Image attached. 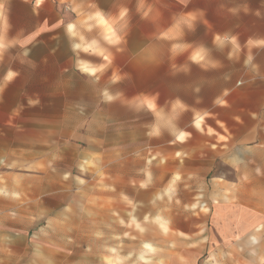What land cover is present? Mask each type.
I'll return each mask as SVG.
<instances>
[{"label": "crops", "instance_id": "crops-1", "mask_svg": "<svg viewBox=\"0 0 264 264\" xmlns=\"http://www.w3.org/2000/svg\"><path fill=\"white\" fill-rule=\"evenodd\" d=\"M61 92L73 99L70 130L129 125L135 109L154 114L150 124L163 132L150 147L163 152L154 163L163 171L264 166V131L254 119H264V0H0V113L9 120L24 100L41 108ZM103 94L113 100L100 106ZM254 184L259 198L264 184ZM257 198L256 216L235 231L264 225ZM247 240L259 248L255 258L264 254L263 239Z\"/></svg>", "mask_w": 264, "mask_h": 264}, {"label": "rangeland", "instance_id": "rangeland-1", "mask_svg": "<svg viewBox=\"0 0 264 264\" xmlns=\"http://www.w3.org/2000/svg\"><path fill=\"white\" fill-rule=\"evenodd\" d=\"M58 94L41 108L24 100L9 120L0 113V264H264L247 240H264V225L234 229L256 216L249 190L264 184L263 165L163 171L154 164L163 152L150 147L163 132L154 114L135 109L129 125L70 130L73 99ZM36 121L55 130L37 132Z\"/></svg>", "mask_w": 264, "mask_h": 264}, {"label": "snow or ice", "instance_id": "snow-or-ice-1", "mask_svg": "<svg viewBox=\"0 0 264 264\" xmlns=\"http://www.w3.org/2000/svg\"><path fill=\"white\" fill-rule=\"evenodd\" d=\"M120 14L123 15L124 13L121 12ZM216 40H217V41H220V37H219V36L216 37ZM193 59H197V60H198V59H202V57L196 56V57H193ZM115 79L118 80L119 77H115ZM108 99L111 100V99H113V97H108ZM145 103H147V105H148L149 108L153 107L151 101H145ZM154 133H155V132H154Z\"/></svg>", "mask_w": 264, "mask_h": 264}, {"label": "bare ground", "instance_id": "bare-ground-1", "mask_svg": "<svg viewBox=\"0 0 264 264\" xmlns=\"http://www.w3.org/2000/svg\"><path fill=\"white\" fill-rule=\"evenodd\" d=\"M82 69L84 70V71H88V72H90V73H92L93 72V69L92 68H90V67H86V66H84V65H82ZM150 249V248H149ZM152 249V248H151Z\"/></svg>", "mask_w": 264, "mask_h": 264}]
</instances>
